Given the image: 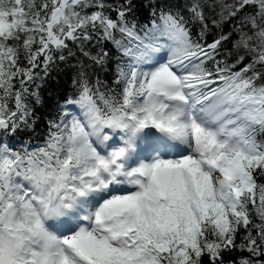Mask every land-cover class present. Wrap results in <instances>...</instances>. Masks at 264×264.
Instances as JSON below:
<instances>
[{
	"label": "snow or ice",
	"instance_id": "obj_1",
	"mask_svg": "<svg viewBox=\"0 0 264 264\" xmlns=\"http://www.w3.org/2000/svg\"><path fill=\"white\" fill-rule=\"evenodd\" d=\"M0 264H264V0H0Z\"/></svg>",
	"mask_w": 264,
	"mask_h": 264
},
{
	"label": "trees",
	"instance_id": "obj_2",
	"mask_svg": "<svg viewBox=\"0 0 264 264\" xmlns=\"http://www.w3.org/2000/svg\"><path fill=\"white\" fill-rule=\"evenodd\" d=\"M146 14V11H145ZM231 24H227L224 26V31L227 32L231 28ZM216 35V30L209 36V40H211L212 36ZM115 61H111L108 65L106 75L111 76L113 78V70L115 69ZM78 65L75 63H71L68 65H60L59 68L55 69L51 76L44 81V86L41 87V98L43 103L41 105H36V115L39 117L37 122L41 123L44 129L45 119L47 116L53 114L52 104L58 100L64 99L66 96H71L74 94V90L70 87V81L75 77L76 71L78 69ZM99 79L106 82V80L102 77L99 69ZM110 78V80H111ZM93 81L96 80V75H92ZM234 256L238 257L240 253H234Z\"/></svg>",
	"mask_w": 264,
	"mask_h": 264
}]
</instances>
